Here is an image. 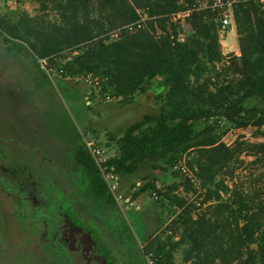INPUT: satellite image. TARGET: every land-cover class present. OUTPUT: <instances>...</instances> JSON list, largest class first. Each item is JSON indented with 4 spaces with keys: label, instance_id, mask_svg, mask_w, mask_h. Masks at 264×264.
Masks as SVG:
<instances>
[{
    "label": "trees",
    "instance_id": "16d2710c",
    "mask_svg": "<svg viewBox=\"0 0 264 264\" xmlns=\"http://www.w3.org/2000/svg\"><path fill=\"white\" fill-rule=\"evenodd\" d=\"M34 1L39 12L34 16L23 10L0 16V37L8 53L29 50L48 74L56 72L64 96L72 95L64 81L89 75L99 78L103 100L110 94L131 103L155 85L162 89L157 113L144 115L119 136L109 134L117 153L105 165L126 178L148 161H160L164 172L174 170L186 156L192 174L184 175L186 189L199 185V207L175 195L176 186L156 189L154 180L134 192L136 200L156 191L178 210L166 236H153L144 246L148 262L177 264L180 250L181 264H264V184L253 196L228 185L242 150L240 143L231 148L217 136L223 126L264 128V0H234L238 55L222 53L220 25L211 10L195 12L182 37L184 29L169 19L179 10L178 0ZM142 14L150 19L144 29L109 39L110 32ZM72 143L88 196L116 208L82 135L75 134ZM249 148L264 162V142ZM44 220H33L35 234L46 228ZM29 248L45 264H71L55 246Z\"/></svg>",
    "mask_w": 264,
    "mask_h": 264
},
{
    "label": "rangeland",
    "instance_id": "374dc122",
    "mask_svg": "<svg viewBox=\"0 0 264 264\" xmlns=\"http://www.w3.org/2000/svg\"><path fill=\"white\" fill-rule=\"evenodd\" d=\"M15 10L32 16L39 13L34 0H0V16ZM184 26L182 35L190 32L188 23ZM220 42L224 55L239 54L235 28L221 33ZM57 75L48 74L29 50L8 53L0 37V164L18 179L33 183L39 196L49 199L51 211L66 213L93 230L115 264H150L142 249L153 236H166L164 232L178 210L170 208L156 191L149 190L136 200L132 199L134 192L147 180H154L156 189L164 192L176 186L175 195L199 207L203 199L199 185L186 189V174L180 164L164 172L158 168L160 161H148L136 174L116 176L111 182L116 208L94 202L76 167L72 138L77 133L92 137L109 158L113 157L117 142L110 140L109 134L119 136L144 115L157 113L156 96L162 89L155 85L131 103L90 97L88 105L86 97L91 88L86 82L64 81L72 90L68 98L58 86ZM217 136L231 148L240 143L242 150L233 176L226 179L228 185L251 196L258 193L264 184V162L249 146L264 142V128L223 126ZM186 160L184 156L181 162L185 166ZM8 182H2L7 183L5 188L18 189ZM29 185L22 194L32 188ZM12 229L7 221L0 220V264H45L36 252H26L24 238ZM181 256L180 250L175 253L177 264H181Z\"/></svg>",
    "mask_w": 264,
    "mask_h": 264
},
{
    "label": "flooded vegetation",
    "instance_id": "af4514ba",
    "mask_svg": "<svg viewBox=\"0 0 264 264\" xmlns=\"http://www.w3.org/2000/svg\"><path fill=\"white\" fill-rule=\"evenodd\" d=\"M6 180L18 189L5 188L7 183L2 182ZM26 185L28 182L8 173L0 164V220L7 221L12 230L21 234L25 246L30 247L29 251L40 243L57 247L71 264H115L93 230L77 223L66 213L51 211L49 199L40 197L33 183L29 185L32 188L22 194ZM19 216L25 217L24 223L19 222ZM37 219H45L46 226L39 234L33 232V220Z\"/></svg>",
    "mask_w": 264,
    "mask_h": 264
},
{
    "label": "built area",
    "instance_id": "2783aa9c",
    "mask_svg": "<svg viewBox=\"0 0 264 264\" xmlns=\"http://www.w3.org/2000/svg\"><path fill=\"white\" fill-rule=\"evenodd\" d=\"M234 0H195L194 3H190V0H178L177 5L179 6V10L177 12L172 13L169 15V19L174 24H179L185 30V23H188L190 27L189 20L191 16L198 11L202 10H211L215 12L217 22L220 25V34L229 32L232 28H235L234 22V14H233V3ZM263 2V0H261ZM149 17L146 14H142L141 17L132 23L126 24L117 30H114L108 34L110 40H117L123 34H135L138 31L144 29L149 21ZM159 30L157 29V34L159 35ZM184 35H182L183 37ZM81 80L86 82L91 91L89 92V96L86 97L88 100V105L90 101V97L93 98H102L100 95V80L99 78L93 77L91 75L76 79V81ZM105 100L107 102H111L114 100H120L117 98L112 97L110 94L105 95ZM83 143L87 149V151L91 154L97 165L99 166L104 178L110 185L112 192L114 191V186L111 182L116 178V176L112 172H107L106 162L110 159L107 156L106 150L101 147L98 142L92 138L82 135ZM182 171L192 179V174L188 171L187 167L184 163H180Z\"/></svg>",
    "mask_w": 264,
    "mask_h": 264
}]
</instances>
